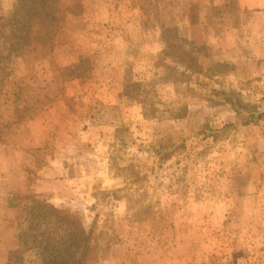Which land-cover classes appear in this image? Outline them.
I'll return each mask as SVG.
<instances>
[{"label": "rangeland", "instance_id": "rangeland-1", "mask_svg": "<svg viewBox=\"0 0 264 264\" xmlns=\"http://www.w3.org/2000/svg\"><path fill=\"white\" fill-rule=\"evenodd\" d=\"M31 1L0 0V264H264V0Z\"/></svg>", "mask_w": 264, "mask_h": 264}, {"label": "trees", "instance_id": "trees-1", "mask_svg": "<svg viewBox=\"0 0 264 264\" xmlns=\"http://www.w3.org/2000/svg\"><path fill=\"white\" fill-rule=\"evenodd\" d=\"M49 0H32L31 3H30V8H28L26 11L28 13V16L30 17H35L36 16V12H38L37 10H35V7L36 6H41V4L43 5H46V8H42L43 11H46L47 13H45L42 17L41 13H39L38 17H41L44 19H46V17L49 15V10H51L52 8H54L52 2H48ZM41 12V11H40ZM18 26H16V28L13 27L12 30H10V32H12L13 30H18L19 29V21H18ZM15 25V24H14ZM16 37H17V40L16 42H20L21 40L25 39L26 37H28V32H26L24 35L22 33H17L16 34ZM24 41V40H23ZM21 41V44H27V42H23ZM18 42V43H19ZM225 94V92H223ZM235 105H237L235 102H234ZM239 105V104H238ZM146 115H147V111L144 112ZM253 117H245V122L248 123L250 121H252ZM79 261V257L77 258L76 256H71L70 259H67L66 261H63L64 264H76L77 262Z\"/></svg>", "mask_w": 264, "mask_h": 264}]
</instances>
